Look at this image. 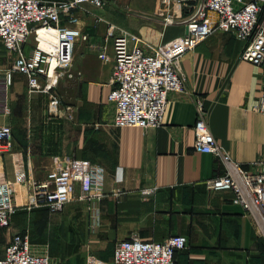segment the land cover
<instances>
[{
    "label": "crops",
    "instance_id": "1",
    "mask_svg": "<svg viewBox=\"0 0 264 264\" xmlns=\"http://www.w3.org/2000/svg\"><path fill=\"white\" fill-rule=\"evenodd\" d=\"M159 5L158 0H110L104 8L87 4L76 11L75 23L89 39L76 49L78 74L56 88L66 101L59 117L50 116L48 95L32 93L25 75L13 74L7 84L16 54L8 56L10 65L0 69V99L9 112L0 122L14 132V152L4 159L9 178L39 182L69 159L80 158L105 168V197L95 200L99 227L92 228L90 203L73 200L59 213L47 208L18 212L13 233H0L2 246L15 234L29 233L34 252L48 255L52 264H113L118 241L137 237L163 242L184 235L189 247L177 253L178 264H264V236L256 220L233 203L232 191L208 187L210 180L227 173L226 166L195 148L201 100L210 114L211 132L235 162L254 171L264 156V116L256 110L264 70L242 59L246 41L216 31L183 57L186 90L170 94L161 127L114 124L109 95L115 36L127 31L157 46L187 33L183 19L166 25ZM171 13L185 18L188 11L179 13L172 6ZM33 44L26 46L27 53ZM104 45L109 61L99 57ZM144 188L156 192L143 196ZM43 229L48 230L45 236L35 235ZM52 229L65 232L66 240L53 245Z\"/></svg>",
    "mask_w": 264,
    "mask_h": 264
},
{
    "label": "built area",
    "instance_id": "2",
    "mask_svg": "<svg viewBox=\"0 0 264 264\" xmlns=\"http://www.w3.org/2000/svg\"><path fill=\"white\" fill-rule=\"evenodd\" d=\"M109 1L0 0V43L10 54H16L6 74L7 84H12L13 74L25 75L32 93L49 96L50 116H61L63 102L55 89L64 78L73 79L78 74L74 71L76 49L80 41L89 39L75 23L76 11L87 4L104 8ZM158 2L164 23L171 25L177 19H183L187 33L157 46L127 31L115 36L113 89L109 101L115 106L114 124L118 127H161L170 94L186 90L183 57L216 31L231 32L246 41L242 59L264 70V0ZM174 5L187 10V16L183 18L171 13ZM212 13L216 14V19ZM31 42L34 44L27 53L26 46ZM99 57L110 60L106 45L101 46ZM196 108L195 148L216 156L227 169L224 176L210 180L208 187L214 191H232L233 203L256 220L264 236V156L255 163L254 171L243 168L211 132L210 114L201 100ZM256 110L264 116V73L262 95ZM8 112V105L0 104V116ZM13 138L12 127L0 122V230L9 227L12 216L22 210L31 212L47 208L59 213L73 200L90 203L92 228L99 227L100 216L95 200L105 197V168L90 160L74 158L69 159L64 167L49 171L39 182L30 184L25 176L12 180L4 159L14 152ZM116 180L122 178L117 176ZM141 192L143 196H151L156 189L144 188ZM188 247L189 239L184 235H173L163 242L134 237L116 243L113 264H178L177 253ZM0 264L52 262L48 255L34 252L30 234L24 233L15 234L5 246L0 243Z\"/></svg>",
    "mask_w": 264,
    "mask_h": 264
},
{
    "label": "rangeland",
    "instance_id": "3",
    "mask_svg": "<svg viewBox=\"0 0 264 264\" xmlns=\"http://www.w3.org/2000/svg\"><path fill=\"white\" fill-rule=\"evenodd\" d=\"M174 7L178 10L179 13L180 12L182 13L183 9L181 7H179L177 5H174ZM176 25L179 26L180 24H176ZM9 55H10V53L9 52H8V54L4 53L2 51V47L0 46V69H5V68H7L10 65V59L8 57ZM55 92H56V89H55ZM47 97H48V100H47V107H46V109L49 110V96H47ZM63 103L65 104L66 101L63 100ZM20 215L25 216L24 213H22ZM15 218H16V214L14 216H12L10 226L0 231L1 235L3 234V231L13 233V224H14V219ZM28 231L30 232V230H28ZM51 231H52V235L49 237V240H51V242L53 243V245L54 244L57 245L58 243H56V242H61L63 240L64 241L66 240L65 239L66 236H64L65 235V232L60 231V230L55 231L54 229H52ZM47 232H48V230L44 233V229H43V230H39L38 232L36 231L35 232V235L36 236H39L41 234V237H43V236H45V234ZM55 240H58V241L55 242Z\"/></svg>",
    "mask_w": 264,
    "mask_h": 264
},
{
    "label": "bare ground",
    "instance_id": "4",
    "mask_svg": "<svg viewBox=\"0 0 264 264\" xmlns=\"http://www.w3.org/2000/svg\"><path fill=\"white\" fill-rule=\"evenodd\" d=\"M41 34H43V32Z\"/></svg>",
    "mask_w": 264,
    "mask_h": 264
}]
</instances>
